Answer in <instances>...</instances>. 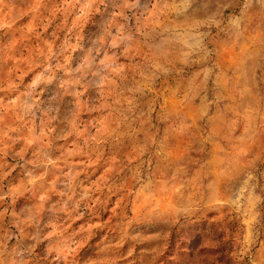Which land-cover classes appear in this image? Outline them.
<instances>
[{
  "label": "rangeland",
  "instance_id": "374dc122",
  "mask_svg": "<svg viewBox=\"0 0 264 264\" xmlns=\"http://www.w3.org/2000/svg\"><path fill=\"white\" fill-rule=\"evenodd\" d=\"M0 264H264V0H0Z\"/></svg>",
  "mask_w": 264,
  "mask_h": 264
}]
</instances>
